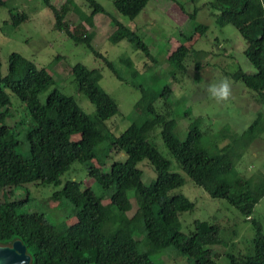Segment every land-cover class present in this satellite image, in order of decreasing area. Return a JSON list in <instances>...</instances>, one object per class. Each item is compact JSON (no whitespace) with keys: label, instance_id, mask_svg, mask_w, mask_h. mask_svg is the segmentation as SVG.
Instances as JSON below:
<instances>
[{"label":"trees","instance_id":"trees-1","mask_svg":"<svg viewBox=\"0 0 264 264\" xmlns=\"http://www.w3.org/2000/svg\"><path fill=\"white\" fill-rule=\"evenodd\" d=\"M83 1L91 12L84 13L76 6L81 22L75 28L67 21L70 4L58 8L52 0H44V3L54 14L57 31L77 46H87L118 80L130 83L141 92L138 104L142 112L124 132L116 135L108 122L121 110L116 100L101 87L99 70L81 63L72 69L79 91L96 108L95 118H92L73 96L59 89L50 92L46 102L41 100L40 96L56 83V74L47 67L40 68L21 54L12 53L8 73L4 76L0 59V191H7L10 197L0 202V244L21 240L32 256V264H159L155 257L163 253L166 256L170 250H178L190 264H218L223 255L228 259L227 264H264V227L254 218L255 208L264 198V177L256 181L237 171L241 155L237 146L241 141L251 144L264 134L262 114L242 134H235L232 139L229 136L232 141L221 148L218 143L215 148L204 145L201 117L189 126L186 137L180 138L175 132L177 121L172 118V86L160 88L147 81L132 83L116 70L115 63L94 49L96 33L83 23L95 28V17L107 15L116 28L110 37L112 44L127 40L136 50L152 58L143 37L111 16L98 0ZM112 2L120 14L135 20L151 0ZM211 4L217 12L216 24L234 26L246 40L244 54L256 69L254 74H249L239 68L231 78L243 82L264 104V0H213ZM1 6H7L6 1L0 0ZM11 15L15 28L28 20L23 12L11 11ZM197 15L198 9L189 14L193 21ZM193 30L205 36L209 26L197 24ZM208 53L186 43L180 44L167 58L170 79L181 83L187 70L186 62L194 56L196 67L200 69V60ZM122 62L134 69L131 61ZM133 72L138 74L135 69ZM11 93L26 105L28 156L18 152L21 132L15 129L20 123H7L11 117ZM185 115L189 117L192 112L188 110ZM159 127L165 146L195 185L214 199L226 200L251 222L255 236L247 253L226 251L221 254L214 250V246L228 244L223 238L222 221L216 216L196 220L194 228L188 232L181 229V215L193 212L196 205L182 191L184 176L173 170L172 162L150 140ZM106 152H120L125 159L109 164L112 158H104ZM145 161L156 174L152 187L144 182V170L139 167ZM76 163L83 165L82 171L86 169L89 177L101 187V195L77 180L69 179L63 185L64 175L72 171ZM28 185L63 186L55 190L52 197L70 210V218L75 222L64 228L52 223L43 212H25L24 201L16 200L15 195L17 189ZM131 191L138 206L133 217L128 215L133 209Z\"/></svg>","mask_w":264,"mask_h":264},{"label":"rangeland","instance_id":"rangeland-1","mask_svg":"<svg viewBox=\"0 0 264 264\" xmlns=\"http://www.w3.org/2000/svg\"><path fill=\"white\" fill-rule=\"evenodd\" d=\"M4 1L7 6L0 7V59L4 76L8 73L10 55L12 53L21 54L36 63L38 67H47L51 73L56 74L55 85L40 96L43 102H46L50 92L59 89L65 94L73 96L83 111L95 118V106L79 91L78 83L72 76L73 67L81 63L89 69H97L101 72V87L119 104L121 113L108 122L109 127L116 135H120L139 118L142 112L138 104L141 92L130 83L118 80L105 62L96 57L87 46H77L64 33L57 31L54 14L46 6L44 0ZM98 1L111 16L136 30L143 37L144 42L150 47L152 58H148L144 53L136 50L127 40L112 44L110 37L116 28L111 23V19L103 14L95 17V28L83 23L90 31L96 33L93 41L94 49L115 63L116 70L132 83L140 84L147 81L160 88L168 84L172 86L171 100L174 104L172 118L177 121L175 132L180 138L186 137L189 126L199 117L203 119L201 125L203 142L208 148H215L217 143L220 148L226 146L232 141L235 134L240 135L247 130L259 114L263 116L262 127L264 128V104L258 101L243 82H237L231 78V74L239 68L249 74L256 72L244 54L247 42L234 26L219 27L216 24L217 12L211 6L213 0H151L147 8L135 20L120 14L112 0ZM52 3L58 8L67 3L70 4L71 12L67 21L73 28L81 22V13L75 10L76 6H80L84 13L91 12L83 0H52ZM181 7L186 12L182 11ZM196 9H198V15L193 21L189 14H192ZM11 11L14 14L26 13L28 20L15 28ZM197 24L209 26L205 36H201L193 30ZM184 43L196 50H204L209 53L202 56L200 69L196 67V59L192 56L186 62L187 70L182 82L178 83L169 77L171 69H168L167 58L180 44ZM124 59L133 63L138 74L135 75L134 69H129L122 62ZM165 72L168 74H164ZM223 76L229 77L233 82V98L227 105H218L207 98L205 89L211 80ZM155 80L156 83H154ZM11 101L12 104L9 108L11 117L8 118L7 123L10 125L20 123L15 129L17 133L21 132L18 135L20 140L18 152L28 156L29 144L25 139V131L29 128V122H25L27 118L26 112H24L26 105L13 93H11ZM188 110L192 112L189 117L185 115ZM154 132L150 139L151 142L158 147L165 158L172 162L173 170L184 176L185 185L182 191L196 205L193 212L181 215V229L188 232L194 228L193 224L196 220H208L216 216L222 221L223 238L228 244L214 246V250L221 254H225L226 251L234 254L247 253L251 246L250 242L255 236V229L251 222L247 221L226 200L214 199L204 189L195 185L180 169L177 161L165 146L161 128H157ZM223 133L228 136L221 138L220 135ZM237 147L239 149L237 150L241 152L237 171L243 177H252L256 181L260 177H264V134L251 144H244L241 141ZM103 157L112 158L109 164L125 159L120 152L111 154L106 152ZM94 163L99 166L97 161ZM82 167L83 165L76 163L73 166V169H76L74 171L72 169L73 172L70 171L64 175L63 185L69 179L77 180L101 195L103 193L101 187L89 177L86 169L82 171ZM139 167L144 170V182L152 187L156 178L152 167L148 161L143 162ZM62 187L28 185L17 189L15 198L24 201L25 212H43L52 223L61 224L67 228L75 220L70 218V210L67 209V211L64 204L54 201L52 197L53 192L62 189ZM130 195L133 209L128 215L133 217L138 206L132 191ZM8 197L7 191H0V202H4ZM105 202L108 203V200L106 199ZM254 218L264 227V198L256 206ZM162 255L155 257L159 264H190L187 257L178 250H170L166 256ZM227 263L228 259L224 255L218 261V264Z\"/></svg>","mask_w":264,"mask_h":264},{"label":"clouds","instance_id":"clouds-1","mask_svg":"<svg viewBox=\"0 0 264 264\" xmlns=\"http://www.w3.org/2000/svg\"><path fill=\"white\" fill-rule=\"evenodd\" d=\"M208 99L218 105H227L233 98V82L227 76L211 80L205 89Z\"/></svg>","mask_w":264,"mask_h":264},{"label":"water","instance_id":"water-1","mask_svg":"<svg viewBox=\"0 0 264 264\" xmlns=\"http://www.w3.org/2000/svg\"><path fill=\"white\" fill-rule=\"evenodd\" d=\"M0 264H32L26 245L16 240L12 246H0Z\"/></svg>","mask_w":264,"mask_h":264},{"label":"flooded vegetation","instance_id":"flooded-vegetation-1","mask_svg":"<svg viewBox=\"0 0 264 264\" xmlns=\"http://www.w3.org/2000/svg\"><path fill=\"white\" fill-rule=\"evenodd\" d=\"M13 243H11V244H0V246H12Z\"/></svg>","mask_w":264,"mask_h":264}]
</instances>
